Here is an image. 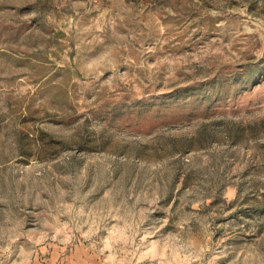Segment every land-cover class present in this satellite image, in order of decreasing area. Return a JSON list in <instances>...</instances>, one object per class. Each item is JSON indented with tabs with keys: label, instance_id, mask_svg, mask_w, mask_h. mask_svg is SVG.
<instances>
[{
	"label": "rangeland",
	"instance_id": "obj_1",
	"mask_svg": "<svg viewBox=\"0 0 264 264\" xmlns=\"http://www.w3.org/2000/svg\"><path fill=\"white\" fill-rule=\"evenodd\" d=\"M0 264H264V0H0Z\"/></svg>",
	"mask_w": 264,
	"mask_h": 264
}]
</instances>
